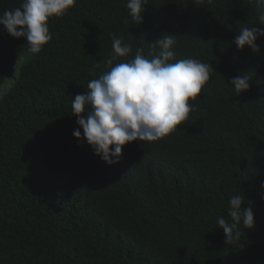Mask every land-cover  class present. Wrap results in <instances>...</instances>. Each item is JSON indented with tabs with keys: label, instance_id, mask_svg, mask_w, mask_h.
<instances>
[{
	"label": "trees",
	"instance_id": "obj_1",
	"mask_svg": "<svg viewBox=\"0 0 264 264\" xmlns=\"http://www.w3.org/2000/svg\"><path fill=\"white\" fill-rule=\"evenodd\" d=\"M148 2L135 24L127 0H76L37 54L0 25V264H264V35L258 52L232 42L264 21L254 0ZM21 3L0 0V14ZM165 32L175 59L214 71L188 120L109 166L73 136L72 100L106 71L111 34L132 43L125 62ZM245 72L237 94L229 83ZM236 194L255 225L226 244L216 218Z\"/></svg>",
	"mask_w": 264,
	"mask_h": 264
},
{
	"label": "clouds",
	"instance_id": "obj_2",
	"mask_svg": "<svg viewBox=\"0 0 264 264\" xmlns=\"http://www.w3.org/2000/svg\"><path fill=\"white\" fill-rule=\"evenodd\" d=\"M75 3L76 0H22L19 7L0 14V25L12 37L26 38L27 52L37 54L53 39L49 20L63 17ZM148 3V0H127L128 15L135 24L143 22L144 5ZM254 3L259 19L264 21V0H254ZM260 35H264V30L242 27L232 42L238 50L248 46L258 52L256 40ZM175 36L165 32L150 44L153 51L148 55L138 47L133 58L117 62L118 57H128L133 52V45L125 42L123 36L111 34V54L96 64L106 71L88 81L86 92L74 96L71 109L78 127L73 136L81 144L90 145L94 154L109 166L120 162L125 145L133 141L156 142L167 137L195 110L189 101L196 100L214 70L211 64L200 59H175ZM251 80L245 72L233 77L229 84L240 94L250 89ZM245 201L243 194L231 196L227 207L229 219L216 218L226 244H233L240 235L236 231L238 226L253 228L255 225L252 208H242Z\"/></svg>",
	"mask_w": 264,
	"mask_h": 264
}]
</instances>
